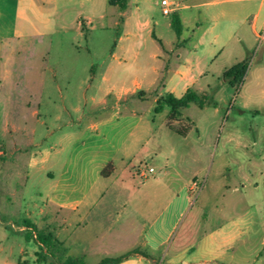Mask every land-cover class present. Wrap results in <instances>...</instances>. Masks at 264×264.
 I'll return each mask as SVG.
<instances>
[{"label":"rangeland","instance_id":"obj_1","mask_svg":"<svg viewBox=\"0 0 264 264\" xmlns=\"http://www.w3.org/2000/svg\"><path fill=\"white\" fill-rule=\"evenodd\" d=\"M151 1L129 0V12L122 15L128 24L124 31L143 35L138 40L118 41V35L123 33L116 30L121 14L108 5L102 8L103 20H93L91 27L87 26V31L82 29V33L77 29L76 20L36 23L42 36L25 38L29 42L18 53L17 87L10 107L11 115L16 114L18 119L12 123L19 130L20 127L23 129L24 125H29L27 119L37 108L39 122L35 126V139L39 147L46 148L61 131L76 130L75 118L78 115H84V123H88L98 115L115 112L113 104L119 87L124 85L133 89L135 82H140L141 87L135 91H148L147 95L132 105L148 121L150 138L148 151L145 154L144 150L139 162L130 160L134 167L139 166L145 172L144 177L136 180L140 182L148 178L147 182L152 183L154 179H160L164 194L183 189L182 193L189 198V208L179 227L183 230L188 225L195 228V247L204 232L219 222L229 220L225 229L230 236L238 230L240 232L231 238L226 259L235 264H264V11L252 31L250 23L257 6V2L252 0H197L190 3V8L177 10L182 26L181 37L184 38L182 51H196L198 55L193 69L197 82L190 90L204 104L199 107L190 103L170 119L166 106L160 113H154L153 109L154 97L163 94V86L171 76L176 78L173 74L174 54L165 72L154 69H159L164 61V53L158 49V44L176 42V34L170 27V17L161 14L160 0ZM136 3L138 9L135 8ZM74 8L71 4L70 13ZM145 20L156 21L157 24H150L149 28L137 26V21ZM193 20H199L197 23L203 28L211 25V20H218L215 26V31H221L218 40L211 43L209 35H206L194 48L202 28L195 29ZM237 20L245 21L237 26L235 35L229 36L225 25L237 23ZM112 52L121 59L119 64L110 56ZM158 52L161 58H155ZM241 61L246 62L245 75L240 83L230 86L222 78V73ZM44 67L56 68L55 81L60 89L49 83L52 81L49 73H35L37 79L40 75L43 77L45 85L38 106L26 103L30 100L31 91L23 86L31 79L30 71L32 68L35 72L44 71ZM110 67L106 85H102L103 72ZM156 74H160L159 81L150 86ZM89 79L95 85L83 95L85 82ZM109 86L112 88L106 96L107 107L95 105L91 97L103 96ZM60 91L62 106L59 104ZM136 95L142 96V93ZM63 106L69 115L63 111ZM165 124L186 134L180 136ZM124 131V128L120 129L121 135ZM84 136L99 140L93 130H86ZM21 141L20 146H24L25 141ZM149 168H152V173H148ZM43 177L44 173L16 196L0 193L1 261L50 264L59 256L62 259L65 256L82 258L79 250H73L64 254L62 251L54 252L53 258L37 261L38 243L33 234L29 239L25 238L24 220L40 225L42 215L39 209L45 208ZM149 192L152 194V187H149ZM156 204L151 200V214ZM232 222L237 225L233 226ZM106 256L109 255L96 251L83 257V261L96 264Z\"/></svg>","mask_w":264,"mask_h":264},{"label":"crops","instance_id":"obj_2","mask_svg":"<svg viewBox=\"0 0 264 264\" xmlns=\"http://www.w3.org/2000/svg\"><path fill=\"white\" fill-rule=\"evenodd\" d=\"M166 1L168 5L162 6L160 0L161 14L170 17L172 28L171 15H176L179 9L190 8V3L197 0ZM252 1L257 2L250 23L254 31L256 22L264 11V0ZM128 2L129 0H126L124 11L118 10L122 21L120 26L117 21L116 30L123 31L117 37L119 42L143 37L140 33L124 31L128 24L122 15L126 16L129 12ZM71 4L75 8L70 13ZM104 5L118 9L110 6L108 0H0V181H2L0 193L10 196L23 193L27 190L28 184L35 182L44 173L41 182L45 194V208L39 209L42 215L39 226L30 222L38 229L51 233L67 250L66 252L79 250V256L82 258L96 251L109 255L106 257H117L137 249L147 257L134 254L118 264H235L226 259V253L231 238L233 239L240 231L230 236L228 229H225L230 223L229 220L219 222L204 232L195 247L193 245L197 234L195 228L188 225L183 230L179 227L182 217L189 208V198L182 193L183 189L177 193L164 194L162 191L165 188H160V179H154L152 183L147 182L148 178L140 182L136 180L145 176L141 175L144 170L139 169V166L134 167L130 160L139 162L144 150L145 154L148 151L150 138L148 121L144 120L138 108L132 105L134 101L142 100L147 95L148 91H135L141 87L140 82H135L133 89L124 85L119 87L113 104L115 112L98 115L94 119H89L88 123H84L86 118L84 115H78L75 118L76 130L61 131L46 148L39 147L35 139V126L39 122L37 108L27 119L29 125H24L23 129L20 127V130L13 125L12 120L18 119L16 114L12 116L10 113L17 87L15 75L18 53L33 36H42L36 23L48 24L49 20H76L77 29L80 32L82 29L87 31V26L91 27L93 20H103L105 17L102 11ZM135 8L138 9V3ZM164 8L168 9V14L162 13ZM244 21L227 23L225 32L229 33V36L235 35L237 26ZM193 22L195 29L202 28L194 48L201 44L206 35H209L211 43L218 40L221 32L215 31L218 20H211V25L204 28L198 25L199 20ZM150 24L155 26L157 23L156 21L151 23L149 20L137 21V26L149 28ZM150 33H153V30H150ZM181 33L182 26L180 34L175 33L176 42L158 44V49L164 53V61L159 69H154L165 72L174 54L176 63L173 74L176 78L171 76L167 80L163 86V94L170 93L175 98L181 97L197 82L193 69L195 64L197 65L195 61H198V55L196 51L183 53L184 38L181 37ZM25 38L29 39L26 41ZM23 40L26 41L24 45L21 44ZM110 56L118 64L121 62L114 52ZM155 58H161L159 52L155 54ZM43 69L44 71L37 72L34 68L31 69V79L23 86L31 91L30 100L29 102L26 100V103L39 105L45 84L41 75L40 79L34 77L35 73H49L52 79L49 83H54V87L60 89L55 81L56 68ZM110 69L111 67L103 72L102 85H106ZM159 76L160 74H156L149 85H156ZM85 85L83 95L95 83L89 79ZM111 88L106 87L103 96H92L94 104L106 108V96ZM137 93H142V96H137ZM160 95L162 94L154 97V102ZM60 96L59 104L62 106L61 91ZM48 99L50 100V97ZM120 102L126 104L121 105ZM62 109L66 114H70L64 106ZM165 126L167 127L166 124ZM122 128L125 129L123 135L120 132ZM46 130L49 132L48 128ZM86 130L95 131L99 140L84 136ZM21 140L25 141L24 146H20ZM109 164L112 166L111 171L104 176L102 171ZM149 187L153 188L152 194ZM151 200L157 202L152 214ZM232 224L237 225L236 222ZM1 246L0 243V248ZM83 250H86V253ZM0 264L15 263L4 259L0 260Z\"/></svg>","mask_w":264,"mask_h":264},{"label":"trees","instance_id":"obj_3","mask_svg":"<svg viewBox=\"0 0 264 264\" xmlns=\"http://www.w3.org/2000/svg\"><path fill=\"white\" fill-rule=\"evenodd\" d=\"M108 4L110 6H115L118 8L119 11H124L126 9V0H108ZM122 21V18H119V23ZM171 26L174 32L179 35L181 31V25L179 22L178 17L173 14L171 15ZM246 62L241 61L229 69L225 70L222 73V78L225 79L230 86H234L241 82L243 79L245 72H246ZM190 103H195L199 107L203 106V101L199 99L198 96L193 93L190 89L187 90L181 97L175 98L170 93H164L156 99L155 107H154V113H160L162 109L166 106L169 111V118L173 119V117L177 116L179 114L180 109L187 107ZM169 130L175 132L176 134L180 136H184L186 132L181 133L178 130L173 129L170 126H167ZM111 164L107 165L103 171L102 174L104 176L108 175L111 171ZM23 226L26 229L25 238L29 239L31 237V234H33L34 240L39 245V250L35 252V257L38 261H45L47 257L53 258L54 252H60L66 253L67 250H65L62 246V244L57 241L51 233H46L42 229H38L33 223H31L29 220L23 221ZM139 254L144 257H147L144 253L140 252L137 249L130 250L126 252L123 255L117 256V257H105L102 258L99 262L96 264H118L121 261L127 259L128 257ZM50 264H85L83 261V258L80 257H71V256H65L62 259V256H59L56 261L51 260Z\"/></svg>","mask_w":264,"mask_h":264},{"label":"built area","instance_id":"obj_4","mask_svg":"<svg viewBox=\"0 0 264 264\" xmlns=\"http://www.w3.org/2000/svg\"><path fill=\"white\" fill-rule=\"evenodd\" d=\"M161 5H162V6H167V5H168V4H167V1H166V0H161ZM162 13H163V14H168L169 11H168V9L164 8V9L162 10ZM147 171H148V173H151L153 170H152V168H149ZM141 175L144 176V175H145V172L143 171V172L141 173Z\"/></svg>","mask_w":264,"mask_h":264}]
</instances>
